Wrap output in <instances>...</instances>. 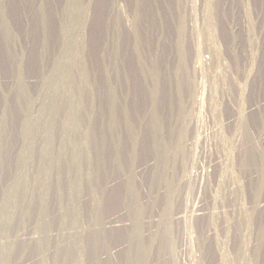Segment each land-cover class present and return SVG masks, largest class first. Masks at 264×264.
I'll use <instances>...</instances> for the list:
<instances>
[{
    "label": "rangeland",
    "instance_id": "1",
    "mask_svg": "<svg viewBox=\"0 0 264 264\" xmlns=\"http://www.w3.org/2000/svg\"><path fill=\"white\" fill-rule=\"evenodd\" d=\"M0 264H264V0H0Z\"/></svg>",
    "mask_w": 264,
    "mask_h": 264
}]
</instances>
